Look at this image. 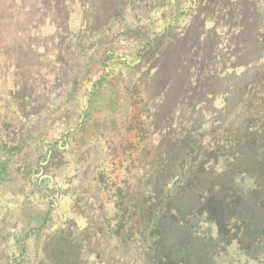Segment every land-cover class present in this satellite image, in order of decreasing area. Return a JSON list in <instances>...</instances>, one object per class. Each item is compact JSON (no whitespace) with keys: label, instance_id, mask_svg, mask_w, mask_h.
I'll return each instance as SVG.
<instances>
[{"label":"rangeland","instance_id":"1","mask_svg":"<svg viewBox=\"0 0 264 264\" xmlns=\"http://www.w3.org/2000/svg\"><path fill=\"white\" fill-rule=\"evenodd\" d=\"M211 1L0 0V264H264V0Z\"/></svg>","mask_w":264,"mask_h":264},{"label":"crops","instance_id":"2","mask_svg":"<svg viewBox=\"0 0 264 264\" xmlns=\"http://www.w3.org/2000/svg\"><path fill=\"white\" fill-rule=\"evenodd\" d=\"M213 1V0H212ZM208 2V3H206L205 4V7L206 8H208V7H212V9H211V11L210 12H212L213 14H218V13H221V9L218 7V5L217 4H214L213 2ZM215 1V0H214ZM187 13V12H186ZM188 15H191L192 16V20H197V19H199V20H201V22H202V26H201V28H200V31H203V30H206L207 28H209V27H211V25L210 26H208L207 25V23H206V18L209 16V14L207 15V17H205L206 16V13L203 11V12H201V11H194L192 14L190 13V11H188V13H187ZM191 20V19H190ZM210 21H211V19H209ZM219 29V28H218ZM217 29V30H218ZM216 30V32H218ZM255 45H256V47H258V44L255 42ZM260 56H258V57H256V58H254V59H258ZM230 67H232L233 69H234V71H235V69L237 68V67H239L240 69H244L245 67H247V64H238V63H231V65H230Z\"/></svg>","mask_w":264,"mask_h":264}]
</instances>
